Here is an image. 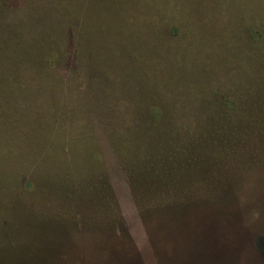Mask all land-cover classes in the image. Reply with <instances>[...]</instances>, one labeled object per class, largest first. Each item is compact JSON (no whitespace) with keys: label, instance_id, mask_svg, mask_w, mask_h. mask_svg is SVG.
<instances>
[{"label":"rangeland","instance_id":"obj_1","mask_svg":"<svg viewBox=\"0 0 264 264\" xmlns=\"http://www.w3.org/2000/svg\"><path fill=\"white\" fill-rule=\"evenodd\" d=\"M9 90L0 264H264V0H0Z\"/></svg>","mask_w":264,"mask_h":264},{"label":"trees","instance_id":"obj_2","mask_svg":"<svg viewBox=\"0 0 264 264\" xmlns=\"http://www.w3.org/2000/svg\"><path fill=\"white\" fill-rule=\"evenodd\" d=\"M33 68H35V66ZM33 68H31V69H33ZM6 75H7V72H6ZM11 77L12 76L10 75L9 76V79H11ZM31 81H33V80H31ZM3 87H5V86L3 85ZM11 93H12L11 90L7 91V93L4 92V91H0V97L2 98L3 102L6 105L8 103L6 100L8 99V97H10ZM217 109L218 108H215L213 110L216 111ZM233 123H234V120H231V121L230 120H227L225 122V121H221L220 119H217V118H214V119L211 118V119H208V122H206V124H204L205 130H208L207 131V134L210 135V133L211 134H214V132H218L219 134L222 135V137L224 136V138H223V140H221V142L226 141V144L225 143H224V145L222 144L224 146L223 147V150L220 149V152H219V154H218V156L216 158V161H218L220 163V165L221 164L222 165H226V163H227L225 161V158H224V155H223L224 148L232 147V146L238 147V143H242V140L243 141L246 140L248 142V143L245 142V144H249L248 147H250L251 142H254L253 136H248V137H246V136L245 137L244 136L243 137L239 136V137H233L231 139H229L228 137H226L225 136L226 133H231L232 132L230 126H234ZM211 131H213V132H211ZM174 140L177 141L179 139H174ZM202 142L203 141H201V144H203ZM161 143L163 145L165 142L162 141ZM191 144H192V141H190V140H189V142H186L185 143V145L187 146V149L190 148L193 145V144L192 145ZM172 145H173L172 146V149L173 150L174 149H177L176 151L170 152V150H169L168 155H170V156H167L166 157L164 155L163 160H162L161 155H158V156L155 155L154 156V159L152 160L151 163L153 165H155V164L158 165V167H161L166 172H174V171L177 172L176 171V168H177V164H176V161L177 160H176V158L179 157V158H185V159H187V157L190 154H194V152L191 151V149H189V150H187L185 152L184 151L183 152L182 151L179 152L178 146L177 145H174V144H172ZM246 146H245V148H246ZM209 152L211 153L210 150H209ZM200 153H202V152H200ZM147 159L150 160L149 158H147ZM172 160H174V162H173L174 165L173 164L172 165L170 164V162H172ZM180 175H181V173H180ZM176 177H178L176 179V187L182 186L181 189H178L179 192H177L174 197H171L169 199L162 200V201H158V202H155L154 201L151 204V207H150L151 210L152 209L154 210V209H157L158 208L159 211H162L163 209H165L167 207H173L174 209L183 210L189 204H192L194 202L200 203V202H202V200L209 199V198H213L214 196L220 194L219 192H216V189H215L216 187H215L214 190H213L215 192L207 193L206 195H202V194H199L198 195V190L200 188V187H198V185H196V184L194 185L193 183H192V185H189V184H180L181 183L182 176H179L177 174ZM183 187H185V189ZM185 190L191 191V193L190 192L188 193V191H185ZM156 204H159V205L156 207ZM174 211H176V210H174Z\"/></svg>","mask_w":264,"mask_h":264}]
</instances>
